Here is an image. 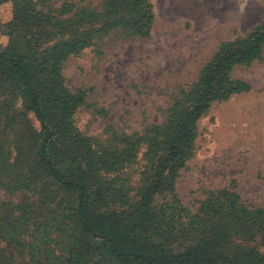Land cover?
<instances>
[{"label": "rangeland", "instance_id": "1", "mask_svg": "<svg viewBox=\"0 0 264 264\" xmlns=\"http://www.w3.org/2000/svg\"><path fill=\"white\" fill-rule=\"evenodd\" d=\"M149 3L154 21L148 37L114 30L69 56L62 66L66 87L85 96L73 116L74 126L102 147L117 149L113 169L107 173L104 167L103 174L136 202L147 169L154 175L160 165L146 157L145 141L123 150L124 140L164 125L172 108L184 107V92L197 83L222 45L246 37L264 22V0ZM48 4L56 10L67 5L75 11L101 10L104 0ZM12 19L11 2L0 0V47L8 44L10 32L15 38L28 34L24 26L10 25ZM231 76L246 82L250 90L214 102L197 122L193 154L178 171L168 198L182 216L199 214L212 193L224 190L239 195L250 210L264 207V50L252 63L236 66ZM31 131L39 132L40 124L24 106L19 87L0 68V264H60L54 259L64 245L54 240L64 239L63 232L75 227L66 209L69 197L61 208L57 202L45 203L40 215L42 198L32 184L35 175L29 168L26 172L22 157L17 158L18 152L29 150ZM161 172L166 176L168 170ZM34 222L43 223V235H31ZM40 237L42 253L34 254L31 246L39 245L35 238ZM249 246L264 254L259 238Z\"/></svg>", "mask_w": 264, "mask_h": 264}, {"label": "trees", "instance_id": "2", "mask_svg": "<svg viewBox=\"0 0 264 264\" xmlns=\"http://www.w3.org/2000/svg\"><path fill=\"white\" fill-rule=\"evenodd\" d=\"M50 1L6 0L13 8L10 25H22L28 34L18 38L14 32L6 34L9 41L0 47V68L19 87L24 106L40 124V131H31L28 138L29 150L17 156L25 162L26 172L29 168L35 175L32 184L42 198L40 215L45 203L57 202L61 208L71 198L66 209L75 227L63 232L64 239L54 240L64 245L57 249L54 262L264 264V254L249 246L259 238L264 247V207L250 210L240 203L239 195L224 190L212 193L199 214L182 216L177 203L168 199L178 171L193 154L199 119L214 102L250 90L231 74L236 66L261 57L264 22L246 37L222 45L197 83L184 92V107L172 108L164 125L124 140L123 150L145 141L146 157L160 165L154 175L147 169L136 202L103 174L104 167L107 173L113 169L117 149L102 147L74 126L73 116L85 96L66 87L62 66L69 56L114 30L148 37L154 21L152 6L149 0H104L101 10L75 11L69 5L56 10ZM161 170H168L167 175L162 176ZM41 226L42 222H34L31 235H43ZM35 239L40 244H33L31 251L42 253L43 238Z\"/></svg>", "mask_w": 264, "mask_h": 264}]
</instances>
